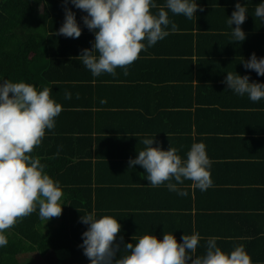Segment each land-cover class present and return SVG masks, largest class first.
Segmentation results:
<instances>
[{
	"label": "crops",
	"instance_id": "0c3cea01",
	"mask_svg": "<svg viewBox=\"0 0 264 264\" xmlns=\"http://www.w3.org/2000/svg\"><path fill=\"white\" fill-rule=\"evenodd\" d=\"M198 3L203 10L197 9L191 19L169 12L176 31L142 50L126 74L118 67L115 75L94 77L81 64L86 69L83 82L61 86L63 95L68 91L70 99H82L87 111L82 128L91 129L77 131L70 122L66 130L87 138L78 140L80 151L92 144L91 159L85 161L92 167L86 177L93 179V207L98 206V215L118 217V236L122 234L124 242L152 231L161 239L165 231H174L179 241L184 232L195 230L203 237L198 253L204 241L215 236L223 250L243 245L253 264H264V99L251 101L223 82L228 71L264 82V75L240 62L253 52L264 56V19L252 15L259 0H241L249 13L242 24L247 37L232 42L226 21L236 0ZM64 16L50 17V32L60 27ZM84 27L77 38L53 36L51 48L68 46L72 54H80L94 39V32ZM188 58L195 61L193 66ZM102 98L106 103H100ZM146 135L164 149L171 142L182 158L193 141L203 142L212 162V185L201 191L185 180L179 187L188 195L179 196L165 184H148L142 166L128 168L129 158L145 147L141 141Z\"/></svg>",
	"mask_w": 264,
	"mask_h": 264
},
{
	"label": "clouds",
	"instance_id": "9594fccd",
	"mask_svg": "<svg viewBox=\"0 0 264 264\" xmlns=\"http://www.w3.org/2000/svg\"><path fill=\"white\" fill-rule=\"evenodd\" d=\"M69 2L86 13L83 24L94 32L91 47L83 48L77 56L94 77L103 73L115 75L118 67L126 74L127 66L142 50L175 32L177 25L170 20L169 12L191 19L197 9L203 10L198 0H163L162 5L158 0H63L64 21L55 34L71 38L79 37L82 27L76 13L68 7ZM248 14L245 3L236 0L226 21L231 27L230 41L246 39L242 24ZM252 15L264 19V0H259ZM240 62L244 68L264 75V56L253 52ZM226 73V89L247 95L254 102L264 99V82L250 80L248 74L237 71ZM71 95L65 91L64 98L70 99ZM100 103L106 100L102 98ZM61 111L62 104L50 95L47 86L0 76V247L8 243L6 229L19 218L36 211L46 223L59 216L68 204L60 181L50 176L46 165L32 154L46 130L55 127ZM154 140L146 135L141 141L145 147L128 161V168L143 167L148 184H165L179 196L188 195L179 187L185 180L201 191L212 185V162L203 142L193 141L182 158L171 142L164 149L159 144L154 146ZM80 221L87 225L79 247L89 258L88 264H253L243 245L225 251L215 236H209L202 245L203 252L198 253L203 237L195 230L184 232L179 241L174 231H165L162 239L152 231L139 237L133 235L131 241L124 242L123 235L118 236L121 224L116 216H98L93 209L82 214Z\"/></svg>",
	"mask_w": 264,
	"mask_h": 264
},
{
	"label": "trees",
	"instance_id": "16d2710c",
	"mask_svg": "<svg viewBox=\"0 0 264 264\" xmlns=\"http://www.w3.org/2000/svg\"><path fill=\"white\" fill-rule=\"evenodd\" d=\"M68 7L84 25L82 16L86 13L70 2ZM58 15H65L63 0H0V76L47 86L50 95L62 104L55 127L46 130L41 144L34 147L32 154L46 165L45 170L50 176L60 181L64 201L68 203L59 216L46 223L34 211L6 229L8 243L0 247V264H24L20 259L24 253L45 255L62 250L69 254L70 264H88L89 260L79 245L82 232L87 228L80 216L99 209L93 207V179L90 175L86 177V171L92 170L90 161H85L87 156L91 159L92 144L89 149L80 151L78 140L84 142L87 138L81 134L70 136L73 134L66 130L70 122L75 123V130L83 129L82 118L87 111L83 110L82 99L63 98L61 86L83 82L86 69L77 58L79 54H72L68 46L59 50L51 48L49 42L57 35L50 32L52 28L48 26L50 17ZM200 38L201 33L197 35L196 45L192 43L190 46V55H193V45L197 47ZM188 62L193 66L192 58H188ZM190 79H193L192 74ZM89 129L85 127L81 131ZM70 143L73 145L71 152ZM61 145H66L67 150H60Z\"/></svg>",
	"mask_w": 264,
	"mask_h": 264
},
{
	"label": "rangeland",
	"instance_id": "374dc122",
	"mask_svg": "<svg viewBox=\"0 0 264 264\" xmlns=\"http://www.w3.org/2000/svg\"><path fill=\"white\" fill-rule=\"evenodd\" d=\"M20 259L24 264H70L69 254L66 250L50 251L45 255L29 252L21 254Z\"/></svg>",
	"mask_w": 264,
	"mask_h": 264
}]
</instances>
